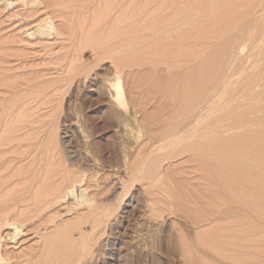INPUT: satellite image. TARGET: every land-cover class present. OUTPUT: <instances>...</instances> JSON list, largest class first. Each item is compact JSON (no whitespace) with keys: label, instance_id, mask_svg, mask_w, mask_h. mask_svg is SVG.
Returning a JSON list of instances; mask_svg holds the SVG:
<instances>
[{"label":"rangeland","instance_id":"374dc122","mask_svg":"<svg viewBox=\"0 0 264 264\" xmlns=\"http://www.w3.org/2000/svg\"><path fill=\"white\" fill-rule=\"evenodd\" d=\"M186 1L187 0L183 1V5L182 2L180 4V7L182 6L180 8L181 12L183 11L182 13H184L180 15V23H182H177L180 24V27H182V25L183 27L185 26L183 23H189V25L186 24L185 28L188 26H191V28L189 27L186 30L183 27H179V31L180 29H182V31L184 29V31L186 30L187 32H179L177 30L175 32L169 31V33L161 34L158 33L160 32L158 30L160 28H165L164 25H168L169 21L165 19L171 14L170 7L166 6L173 4L174 0H0V141L2 142L5 140V143L3 141L1 144L0 142V145H3L0 146V158L2 159L0 160V176H2L0 177V180L2 179L3 181H1L3 183L9 178V181L7 180L8 186L7 184L5 186L3 183L6 187V192L4 186H1L4 190L0 192V195L2 194L3 197L2 192L7 193L9 191V195L11 196V193L14 192L13 188H18L22 191L27 185H29L31 178L34 179L39 176L42 181H48L51 179V182L55 180L59 183L61 182L59 179L62 177L61 180H64L65 177L63 174H66L67 172L70 175L74 174L71 178H73L76 173L77 175H86H84L86 182L84 181L81 185L82 187H77L74 191V195L71 194L65 203L63 202V204L57 206V208H53V211L50 212V214L58 213L59 215L58 219H56V225H49L50 229L48 228V230L46 229V226H42L39 229L41 232L37 231V234L34 232L35 230L33 231L31 229L29 232L27 231L25 233L26 235H23L21 239L18 240V243L15 244L11 241H7L3 248L4 250H8V256H15L17 260L19 254L16 253H21L22 259L24 253H28L32 249H34L32 250L34 252L35 248L37 249V247L43 242L42 239L40 240V236L43 235L44 237L47 236V233L49 232V234L55 232L54 230H57L60 222V227L62 225L64 229L65 226H68L71 230L65 228L68 229V231H72V233L75 231L74 229H76V232L73 234L69 232L70 238L68 242H73L77 238L80 240L81 234L79 232L80 229H78L79 221L77 218L79 219L78 216L85 213L87 209L86 207H81L79 208L80 210L74 209L75 211H73L70 210V208L75 206V199L78 198V196H81L88 186L90 191H88L89 189L87 192L85 191L86 196L89 195L90 197L95 198L96 203H99V207L103 204V206L106 205V208H111L112 213L108 215L109 217L111 216L110 218H107L106 216L105 223L97 229L98 232H92L91 226L87 227L85 230V234H88L89 236L91 233H97L98 235H91L92 237L87 236L92 242L95 240V243H99L93 244L91 253L84 258L83 263L264 264V212L260 213L257 218H254L256 217L255 215H252L251 217L250 214H247V216L249 215L248 217L244 216L247 218L246 221L245 218H243L244 221L243 219H238L240 220L238 223L236 221L237 218L234 219L236 217L234 214H228L229 216H227L222 210L218 211L220 216L217 213H215V215L217 214L216 216L210 218L204 213V215L201 213L202 217L198 215V211L194 207L192 201V191L187 187L188 184L199 182V175H197L199 172H197V169L191 165L187 156L172 158V151L171 153L168 151L170 149L164 151L159 149L161 142L158 143L159 141H157L156 138L157 132L154 130V125L149 119L150 116L148 117V115H154L156 112L158 113L157 109L159 108L158 105L161 100H158L157 96L153 98L155 95L152 96L154 91H151L153 89H151L152 86L149 82L151 81L150 76L157 75L152 74V71L156 70L154 72L161 76L168 75L167 73H169L167 70L169 62L167 63L164 61L165 64L167 63L165 65L164 63H161V61H158L160 64L158 63L159 65L157 64L153 68V62L149 60H154L157 55L164 54L165 50L163 49L170 44L171 48H167L173 49L172 51L174 53L176 52L175 50L180 52V55L178 54L177 56L173 54V56L170 57V61L173 62H170V66L174 65L172 66V70L176 71L172 72L177 73V69L179 71L182 69L184 72L185 68L189 69L192 68V66L195 67L204 59V57L207 56L211 51V48L218 44L217 39L219 40L220 37L223 38L224 30L226 33L230 32V34H241L242 32L240 33L241 29L239 27H242V25L240 24V26H238L239 23L242 22L243 24V22H249L248 20L250 19V21H256L258 26H263L264 3H261L263 6H260L256 5L260 3V0H235V2L241 3L240 5L243 6L242 8H239L240 11H236V13L241 14V17L239 15V18L237 19L236 17L238 16L236 13V15H233L234 13L229 15L228 13H223L214 19V16L212 17L211 13H214L217 9L213 14L215 15L223 9L221 1L226 0H195L194 2L191 0L195 5L188 0L190 2L188 7L186 5H188L189 2L187 1L186 3ZM218 1L221 6L215 5ZM231 1L232 0L226 2L228 3ZM223 3L226 4L225 2ZM218 7H221V9ZM245 8L246 10H243ZM183 9H188V11L186 12ZM249 10L251 13L248 12ZM193 12L194 14H192ZM202 13H206V15L208 14V17L206 15L203 16ZM251 14H253L254 17H252ZM190 15H193L194 17L197 15L195 18L198 21L196 22L195 18L193 16L190 17ZM201 15L203 16L202 20L199 18H202ZM46 18H49V24L46 23L50 27L47 24L43 26H47L46 29H51L42 33L38 31V26L39 29H41L40 27L42 24H45L44 22H41L43 20L45 21ZM201 24H203L204 27ZM160 25L162 27H160ZM192 25L198 27L201 25L204 29L201 31V28H194ZM156 27L157 29L160 28L157 30ZM188 29L191 30L188 31ZM195 29L198 30L194 33ZM253 30L254 33L243 32L241 36L245 39H254L256 36L259 37L258 32H256L255 29ZM235 31H238V33ZM176 32L180 33H178V37ZM188 32L192 34L194 33L195 35L189 37L190 34ZM171 33L172 35L173 33L176 34L173 36L169 35ZM228 33L225 34V36H228ZM137 34L138 36L140 35L141 38H139ZM182 34L185 35H183V39L181 38ZM160 35H163L162 38ZM166 35L169 36L165 38ZM163 37L166 40L168 39L169 42L174 37L179 38V40L182 39V41L180 43L177 39L178 42L176 41L177 44H175L176 42H173L174 38L172 40L173 43H169L166 40L162 41ZM159 38H161V40H158ZM132 39L133 42H131ZM157 40L158 42H164H161L163 47L165 45L164 48L162 47V52H160L161 48L157 50L153 47ZM221 40L223 39H220L219 41ZM259 41L260 40L254 44L255 48L253 47V53L254 51L256 52L257 48L259 49L258 45L263 49L261 44L263 45L264 41L261 40L263 41L261 43ZM145 42L147 43L145 44V47L146 45L147 47H150L149 52L146 54V59H148L149 63H132L130 65L128 61L132 49L134 48L135 51H139V49L141 50L142 48H145ZM165 42L168 43L165 44ZM129 43H133L132 45L136 43L137 48L135 49V47H133L131 49L132 45H128ZM137 44H140L142 48H139ZM134 50L132 53H134ZM250 50L251 47L249 44L242 55H248ZM111 51L115 52L112 53ZM167 51L171 50L167 49L166 52ZM249 60L248 62H250ZM126 62L129 64H126ZM150 64L152 65V68ZM160 69H163L161 70L162 73L165 71L168 72L162 75ZM116 71H119L123 76V84L128 99L130 100L129 104L131 106V111H128L123 107H117L116 103L113 104L109 99L107 84L116 81ZM64 77L68 82H65V79H63ZM70 81L72 83H70ZM131 101L134 102L133 104L135 106L132 105ZM123 110L124 112H122ZM136 110L140 115L139 113L137 115L135 114L137 113ZM114 114L117 115L113 116ZM133 114H135L136 117H140H137V119L140 124L143 125L142 128L141 126H138L137 123L139 122L135 120L136 118ZM8 116V120H5ZM129 116L134 119H131ZM2 117H5V119ZM129 118L131 120H129ZM51 122L53 124H51ZM129 122L130 124H128ZM136 129L138 131H136ZM84 146H86L85 148L87 151ZM124 147L132 148V160L134 158L136 159L141 152H146L145 154L148 153L147 156L152 154V157H163L166 156L167 153H170L171 158H165L161 164V179H156L158 180H155L157 183L154 181L150 183L148 180L137 181L134 183V186L130 185L129 188H127V192L130 189L129 193H122L123 187L121 186L123 185L119 182L120 180L117 178L116 172L120 175L125 173L124 167H120L121 162H119L122 159L123 151L121 150H123ZM144 149L146 150L144 151ZM91 151L94 152L92 153ZM53 154V157L58 158V160L52 157ZM4 155H6V159L4 158ZM89 155L90 157H88ZM7 156H9V158ZM48 158H53L55 160H49ZM3 160L5 161L2 162ZM132 164L133 163L131 162V165ZM4 165H6V167ZM56 165L58 170H56ZM35 166L36 169L38 168L37 172ZM50 166L53 167V170ZM40 167L41 169L45 168V170L40 169V171ZM31 168L32 170H30ZM48 168L51 169L52 174H49L48 171L50 169L48 170ZM60 169H64L63 172ZM67 169L70 170V172H74L70 173ZM77 169H80V173ZM29 171H31L32 174ZM58 172L63 176L59 175ZM20 173L22 175H20ZM6 174L9 176H6ZM11 175L16 177L13 178ZM47 175H49V177H46ZM52 175L55 177L54 179L52 178ZM70 175L69 177L66 176L70 180L66 179V183H64L65 181L60 183L61 185L65 184L64 186L66 188L71 182ZM92 175L94 177L96 175L97 178H94ZM17 176L20 178L17 179ZM23 177H25L27 181H23ZM43 177H46L47 179H44ZM87 177L90 178L88 179ZM10 178L12 179L10 180ZM19 179L21 182H25V184L23 185V182H19ZM10 181L12 182L10 183ZM153 183H156V186H153ZM183 183L187 185V187L183 185ZM21 184L24 186L23 189ZM48 187L49 186H47V188L45 187V190L48 189ZM94 187L98 189H95ZM99 188L102 189L99 190ZM157 188L161 190H157ZM42 189H44V187H42ZM42 189L41 191H43ZM11 190L13 192H10ZM20 191L18 190V193H20ZM15 193H17V191ZM100 194H102V196ZM120 194L123 195L124 198H122L123 196L119 198ZM93 195H97L98 197H93ZM117 198L121 199L119 200L120 202ZM146 198L148 200H153V203L158 209L160 208L159 211H154L155 213L153 211H147L146 204L144 203L147 201ZM104 208L105 206L102 208L103 211ZM106 208L105 211H107ZM81 212L83 213L81 214ZM158 212H162L163 215L161 216V213L159 216ZM157 217H160L161 219L159 218L158 221ZM239 222H241L242 225L239 224ZM220 224H224L225 227L224 225L220 226ZM227 224H229V227ZM217 225L224 227L226 236L223 228H219L221 230L220 234H222V232L224 233L221 235L222 238L224 239L225 236V240L228 238L230 239L228 241H231L228 243L229 245L225 243L227 244V249H224V247H226L224 244V246H222V244H217L219 246H216L215 244H212L213 246L211 244L207 245V243L202 242V237L200 238L201 233L204 235L205 232L207 233V230L216 231L218 228H216ZM72 226H74V229ZM234 226L236 230L232 229ZM144 227L146 228V231ZM100 229L103 231L100 232ZM106 229L107 231H104ZM137 231L139 233L136 234L135 232ZM4 233H10L9 229L8 231H2V236L5 237L7 234L5 235ZM237 233L239 236H237ZM231 234H234L235 236L233 237ZM93 236L94 239L92 240ZM230 236H232L233 239ZM133 237L136 239H133ZM98 238H100V240ZM71 239L72 241H70ZM93 249L95 251H93ZM55 253L62 255L63 251L56 250ZM225 253H227L226 255L228 256H226ZM21 259L19 257L20 261Z\"/></svg>","mask_w":264,"mask_h":264},{"label":"bare ground","instance_id":"6f19581e","mask_svg":"<svg viewBox=\"0 0 264 264\" xmlns=\"http://www.w3.org/2000/svg\"><path fill=\"white\" fill-rule=\"evenodd\" d=\"M183 1L184 0H174L173 4H171L170 6L169 5L166 6V7H170L169 9H171V14H169L170 16H168L165 19V20H168L169 23H168V25L167 24L164 25L165 28H160V27H162L160 25V27H159L160 29L158 28L159 30L157 29V27H158L157 26L156 29L158 31H160L158 33L166 34V33H169V31L175 32L178 30V28L180 27V24L182 23V22L180 23V21H181L180 15L184 14V13H182L183 11L181 12V9H180L182 7V6L180 7V4L182 2V5H183ZM187 1H186V3H187ZM192 1L194 2L195 0H192ZM192 1L190 0L191 3H192ZM219 1L217 3H215L216 6L220 5ZM226 1H229V0H226ZM226 1H221L222 2L221 4H223V6H222L223 9H221V7H218L221 10L219 12H217V14H215V15H213V14L215 13V11L217 9L214 11V13L211 11L212 12L211 16L212 17L214 16L213 18L216 19L217 17H219L223 13H228V15L234 13L233 15L237 14V16H238V17H236L237 19L239 18V15L241 17V14L236 13V11H240L239 8L243 7L242 5H240L241 3L235 2V0H232L231 2H228V3ZM263 1L264 0H260V3L256 4V5L263 6V5H261V3H264ZM190 2L188 5H186L187 7L190 5ZM223 2H225L226 4H224ZM255 3H257V2H255ZM192 4L195 5V3H192ZM191 6H193V5H191ZM209 8H210V6H209ZM215 8H217V7H215ZM192 9H193V7H192ZM260 9H261V7H260ZM183 10H185V9H183ZM243 10H246V8ZM185 11L187 12L188 9ZM208 11H210V10H208ZM251 11H252V9H251ZM243 12H242V14H243ZM248 12H250V10ZM192 14H194V12ZM204 15H206V13L203 14V16ZM251 15H252V17H254L253 14H251ZM191 16H193V15H190V17ZM203 16H202V18L199 17L200 20L203 19ZM233 17H235V16H233ZM48 19L49 18H46L45 21L43 20L41 22V23H43V22L45 23V24H42V26L40 23L41 29H39V26H38V31L43 33V32L49 31L51 29V28H48L49 29L48 30V29H46L47 26L46 27L43 26L49 22ZM195 20H196V18H195ZM250 20H248L249 22H246V23L243 22V24H242V22H240V23L238 22L239 23V25L237 24L238 26H240V24L242 25V27L241 26L239 27L241 29L240 33L241 32L242 33L243 32L244 33H246V32L254 33L253 29H255L256 32H258V35L260 38L258 36H256L254 39L253 38L252 39H245L244 37L241 36L242 33L239 34L238 31L237 32L235 31L238 34H233L232 32L234 29L231 32L232 34H230V32L229 33L227 32L228 36H225V34H227V33L224 30L223 38L220 37L222 35V33L219 36L220 37L219 40L220 39H223V40L219 41L217 39L218 44L215 45L214 47H212L211 51L209 50L210 52L207 54V56L204 57L203 60L201 59L202 61L197 66H195V67L192 66V68H189V69L185 68L184 72L182 69H181L182 71L180 70L181 72L177 69V73H175L176 72L175 70H172V66H174V65L170 66L171 65L170 62L173 63L172 61H170V59H171L170 57L173 56V54L178 56V54L180 52L178 50L174 49L176 51L174 53L172 51L173 49H170L171 48L170 44H169V46L167 45V47H170V48L166 47L165 49H163V50H165L164 54L157 55V57H155L154 60H152V59L149 60V61L153 62V64L151 63L153 65V68L160 61H161V63H164V61L167 63L169 62L168 63L169 65H167L168 69L167 68L166 69L169 71L170 74L167 73L168 71L167 72L165 71L163 73L161 72V70H163L164 66L167 64V63L166 64L164 63L165 65L163 66V69H160V72L162 73V75L165 73H167L168 75H165V76L164 75L163 76L158 75V73L154 72L156 70H154V71H152V74H157V75L156 76L153 75L152 77L150 76L151 81H149L151 83L150 85L152 86L151 89H153V90H151V89L150 90L154 91V94L152 93L153 95L152 94L151 95L152 96L155 95L153 98H155L157 96L158 100L161 99L159 101V105H158L159 108L157 109L158 113L156 112L154 115L146 114V115H148V117L150 116L149 119H150L151 123H153V125H154V130H156V132H157L156 138H157V141H159L158 143L161 142L160 143L161 145L159 144L160 147L158 145L159 149H162L163 151L166 149H170L168 151H170V153L172 151V156H171L172 158H177L180 156L181 157L187 156L190 160L189 162L191 163V165L197 169L196 170L197 172H199L197 174V175H199V182L194 183V184H188V187H187V185H185L183 183V185H185L187 188L191 189V191H192V198H193L192 201L194 203V207L198 211V215L201 216V213L202 214L204 213L205 215L207 214V216L210 218V217L216 216L217 214H219L218 211L222 210V211H224L223 213L225 215L227 214V216H229L230 214H234L236 216V217L234 216L235 217L234 219L237 218V220H236L237 223H238V221H240L238 219L242 220L243 218H245V221H246V219H247L246 217L249 216V215L247 216V214H250L251 217H252V215L253 216L255 215L256 217H254V218H257V217H259L258 215H260V213L264 212V43H263V45L261 44V47H263V49H261L260 45H258L260 50L257 48V50H259V51H257L255 49L256 52L255 51H254V53L252 52L253 47L255 48L254 44L257 43L258 40H260L259 41L260 43L264 41V25L258 26L256 24V21H250ZM197 21L198 20H196V22ZM244 21H245V19H244ZM246 21H247V19H246ZM177 22H179L180 24H178ZM201 22H203V21H201ZM183 24H185V26H186L187 23H183ZM187 25H189V23ZM201 25H203V24H201ZM201 25H199V27L195 26V25L194 26L192 25V26L194 28L197 27L198 29L201 28L200 30L202 31L204 28H202ZM185 26L183 27V25H182V27L186 30L189 27L191 28V26H188L186 28H185ZM182 27H180V28H182ZM203 27H204V25H203ZM194 28H192V29H194ZM184 29H183V31H182V29H180V31L185 32L186 30L184 31ZM235 29H237V28H235ZM190 30L191 29H188V31H190ZM197 30L195 29L194 33ZM229 31H231V30H229ZM178 33H177V37H178ZM194 33L193 34L189 33L190 34V35L188 34L189 37L195 35ZM175 34L173 33V35H175ZM184 34L181 35L182 39L184 38L183 37ZM155 35H156V33H155ZM169 35H172V33ZM169 35H166L165 38ZM137 36H138V34H137ZM160 36H158V37H160ZM162 36H161V38H162ZM138 37L141 38L140 35ZM142 38H143V36H142ZM156 38H157V36H156ZM161 38H159L158 40H161ZM133 39L131 42H133ZM175 39H174L175 41L173 40L174 43L177 41V39H178V41H180V43L182 41V39L179 40V38H175ZM158 40L155 42L157 43ZM163 40H166V39H164V37H163L162 41ZM172 40H170V42H172ZM261 40H263V41H261ZM135 41H136V39H135ZM140 41H142V40H140ZM166 41L169 42L168 39ZM138 42H139V40H138ZM161 42L159 41L157 44L155 43V45L153 46L154 49L156 48L157 50H159L161 48L160 52H162L161 51L162 47H163L162 43H164V42H162V43ZM168 42H165V44ZM177 42L175 44H177ZM172 43H171V45H172ZM248 43L250 44L251 50H250L248 55L243 56L242 54L244 53L245 49L249 45ZM132 44L129 43L128 45H132ZM140 44L139 45L137 44L139 48L142 45V44L141 45ZM145 44H147V43L146 42L144 43V47H145ZM181 46H182V44H181ZM133 47H135V49L137 48L136 43L134 45H132L131 49ZM164 47H165V45H164ZM176 48H178V47H176ZM129 49H130V47H129ZM167 49L171 50V51L166 52ZM133 50H134V48L132 49V52H133ZM149 50H150V47L149 46L147 47V45H146L145 48H142L141 50L139 49V51L134 50L135 54L130 51L131 55H132V56L130 55V59L128 61L130 63V65L132 63H142V62L146 64V62H148V59H146V54L149 52ZM113 52H115V51H113ZM179 57H181V56H179ZM179 57H177V58H179ZM174 59H175V57H174ZM248 60L250 62H248ZM128 62H126V64ZM152 65H151V68H152ZM159 67H161V66H159ZM156 69H157V66H156ZM172 71H175V72H172ZM149 74H150V72H149ZM116 75H117L116 81L114 83L107 84L108 85L107 91H108L109 99L113 104L116 103L117 107L118 106L123 107V108L127 109L128 111H131L130 110L131 106L129 104L130 100L128 99V96H127V93H126V90H125V87L123 84V78H122L123 76L119 71H116ZM74 76H76V75H74ZM145 77H148V76H145ZM63 79H65V82L67 81V79L65 77ZM70 80H71V78H70ZM70 83H72V82L70 81ZM66 84H68V83H66ZM107 91H105V92H107ZM160 102H161V104H160ZM131 103L133 106H135L133 104L134 102L131 101ZM134 109H135V107H134ZM124 110L122 112H124ZM138 111H139V109H138ZM136 112H137V110H136ZM119 113H120V111H119ZM125 113H126V111H125ZM138 113L139 112H137L135 114L137 115ZM135 114H133V116L136 118L135 120L138 121L137 117H139V116L136 117ZM115 115H117V114H114L113 116H115ZM139 115H140V113H139ZM126 116H127V114H126ZM118 117H120V116H118ZM2 118L5 119V117H2ZM6 118L7 119H5V120H8L9 116ZM115 118H117V117H115ZM130 118H129V120H131L133 117L131 119ZM132 121H134V120H132ZM130 122L128 124H130ZM51 124H53V123L51 122ZM137 124L139 127L141 126V128H142L143 125H141L140 122ZM85 126H87V125H85ZM151 126H152V124H151ZM131 127H132V125H131ZM137 129H136V131L140 130V129H138V130ZM3 141L5 143V140H3ZM3 141L2 142L0 141L1 144L3 143ZM85 142H86V140H85ZM0 146H3V145H0ZM85 147L86 146H84V148ZM131 149L132 148L124 147V149L121 150V151H123V156L120 154L122 156V159H121V161H119V162H121V164L119 163L121 166L120 165L119 166L122 168L124 167L125 173H123V175L122 174L120 175V174H118V172H116V176L120 180L119 182H121V184L123 185V186H121V187H123L122 193H124V192L126 193L128 190L127 188H129L130 185L134 186V183L137 181H141V180L147 181L148 180L150 183H152L153 181L154 182L158 181V180H156L158 178L160 180L161 179V171H160L161 164L165 158H167V159L171 158L170 153L169 154L167 153V155L163 156V157H160V156L159 157L158 156L152 157L151 156L152 154L147 156L148 153L145 154L146 152L145 153L141 152V153H139L140 155L137 154L138 157L136 159L134 158L133 159L134 161H133ZM45 150H46V148H45ZM145 150L146 149H144V151ZM86 151H87V149H86ZM156 151H157V149H156ZM47 153L50 154L49 152H47ZM99 153H101V152H99ZM45 154H46V152H45ZM5 156L6 155H4V158L6 159ZM53 156H54V154L52 155V157ZM7 157L9 158V156H7ZM88 157H90V155ZM116 157H118V156H116ZM10 158H12V157H10ZM53 158H55V157H53ZM53 158L52 159L48 158V159L49 160H55V159L58 160V158H55V159H53ZM102 158H103V156H102ZM15 159H16V157H15ZM21 159H23V158H21ZM0 160H2V159L0 158ZM59 160H60V158H59ZM4 161L5 160H3L2 162H4ZM10 162H11V159H10ZM38 162H39V160H38ZM131 162L133 163L132 165H131ZM95 163H96V161H95ZM104 165H105V163H104ZM4 166L6 167V165H4ZM110 166H112V165H110ZM30 167H31V165H30ZM58 167H59V164H58ZM50 168L53 170V167L50 166ZM50 168H48V170ZM54 168H55V166H54ZM9 169H10V167H9ZM23 169H25V168H23ZM35 169H36V166H35ZM37 169H36V172H37ZM40 169H41V167L39 168V170ZM42 169L45 170V168H42ZM51 169L49 171L48 170H46V171H48L50 174L52 172ZM30 170H32V168ZM56 170H58L57 165H56ZM60 170H62V169H60ZM63 170H62V172H63ZM65 170H66V168H65ZM79 170L77 169V171L80 173ZM46 171H45V173H46ZM68 171L70 172V170H68ZM121 171H122V169H121ZM8 172H9V170H8ZM29 172L31 173V171H29ZM62 172H60V173H62ZM73 172H70V173H73ZM54 173H55V171H54ZM60 173H59V175H61ZM67 174H68V172L66 174H63L65 177V178L63 177L64 180H61V178H62L61 177L59 179V181L64 182L66 179L70 180V179H68L70 174H68V175ZM4 175H5V173H4ZM15 175H16V173H15ZM20 175H22V174L20 173ZM63 175H61V176H63ZM73 175L74 174L70 175V178ZM84 175H77V173H76V175L73 178H71L70 184L67 183L69 186L66 184L68 186L67 188L64 186L65 184L61 185L60 184L61 182L58 183V181H55V180H53L52 182H51V179L48 181L47 180L42 181V180H40V176L38 175L39 177H35L34 179L31 178L29 185H27L24 188V190L20 191L21 189H18L16 187L20 191V193H18V190L14 189V188H13L14 192L12 190L10 191V192L14 193V194L11 193V196L9 195L10 194L9 191L7 192L8 195H7V193L2 192L3 197H2V194L0 195L1 198H3V199L0 198V264H84V263L89 264L90 263V262L89 263H87V262L83 263L84 258L87 255L89 256V254L91 253V251H92L91 248H92L93 244H98L99 242L95 243L96 241L94 240L95 242L93 241L94 242L93 243L91 241V239L89 238L91 235H94L97 233H91V234L89 233L90 234V236H89L88 234H85V230L87 229V227L91 226V228H92L91 231L96 232L97 229H99V227L102 224L104 225L105 220H106V216L108 218L109 217L108 215H110L112 212H111V208H106V205H104V206L107 209V211H105V208L103 211L102 208L104 206L102 203H100V204H102V206L100 205L101 207H99L98 206L99 203H96L95 198H92L89 195H88L89 197L86 196L85 191L87 192L88 189H89L88 191H90V188H88L87 183H86L87 189H85L84 192L82 190L83 193L81 196H78V198H76L77 196L75 195L76 196L75 197L76 202L74 204L75 206L70 208V210H73V211H75L74 209L80 210L79 208H81V207H83V208L86 207V209H87V210L85 209L86 210L85 213L81 212V214L82 213L83 214L81 216H78L79 219L76 216L77 220L79 221L78 222V226H79L78 229H80V231L79 230H77V231H79L81 234L80 240H78V238H77L76 240L74 239L75 241H73V242H68L69 238H70L69 235H70V233H72V231H68V229H70V228H68V226H65L68 229H66L65 227L63 229L62 225H61V227H62L61 228L60 227L61 222H60L59 226L57 227V230H54L55 232H53L54 228L52 229V232H53L52 234H49L50 233L49 232V233H47L48 235L44 236V237H43V235L40 234L41 235L40 240L42 239L43 242L40 245L38 244L39 247H37V249L35 247H33V248H35L34 252L32 251L34 249H32L28 253H24V254L22 253L23 254L22 259H21V253H16V254H19L18 256L20 257L21 261L19 260L18 256H17V260H16L15 256H14L15 259L13 256H8V254H9V253H7L8 250H4V248H3L6 245L7 241H11V242H13V244L18 243V240L21 239V237L23 235H26L25 233L27 231L29 232L31 229L33 231L35 230L34 232L36 233L37 231L41 232V231H39V229L42 226H46L47 230L49 228V225L55 226L56 225V219H58L59 215H58V213L57 214H50V212L53 211L52 210L53 208H57V206L63 204V202L65 203L67 201V198L70 197L71 194L74 195L75 189L84 183V181H85ZM159 175H160V177H159ZM6 176H9V175L6 174ZM66 176H68V177H66ZM0 177H2V176H0ZM12 177L15 178L16 176L15 177L12 176ZM46 177H49V175H47ZM46 177H43V178L47 179ZM90 177H91V175H90ZM95 177H96V175H95ZM18 178H20V177L17 176V179ZM52 178L54 179L55 177L53 176ZM11 179L12 178H10V180ZM23 179H24L23 181H25V180L27 181V179H25V177H23ZM7 180L9 181V178ZM7 180H5L3 182L5 184V186H6V184L8 186ZM2 181L0 184V192L6 188L3 185ZM15 181H17V180H15ZM11 182L12 181H10V183ZM19 182H21L20 179H19ZM19 182H18V184H19ZM64 183H66V181ZM156 183L155 184L153 183V186H156ZM22 184L24 185L25 182H23ZM22 184H21V187L23 189L24 186ZM1 186H4V189H2L3 187H1ZM47 186H49V187H48V189L45 190V187L47 188ZM42 187H44V189H42ZM89 187H90V185H89ZM98 187H100V186H98ZM151 187H152V185H151ZM94 188L98 189L96 187H94ZM158 188H157V190H161ZM41 189L43 191H41ZM100 189H102V188H99V190ZM15 190L17 191L18 194L15 193L16 192ZM94 191H96V190H94ZM5 192H6V189H5ZM129 192H130V189L127 193H129ZM146 193H148V192H146ZM4 194L6 195L7 198L5 197ZM98 194H99V191H98ZM100 195L102 196V194H100ZM94 196H97V195H93V197ZM121 196H123V195L120 194L119 198H121ZM122 198H124V196ZM119 200H121V199H118V201ZM112 202H114V201H112ZM144 203L146 204L145 206L147 208V211H153L154 212V211H159V209H160V208L158 209V207L153 203V200L147 199V201ZM72 205H73V203H72ZM155 206L157 207V209ZM222 208H224V209H222ZM75 213H77V212H75ZM158 213H159L158 215L160 216V214L162 212L161 213L158 212ZM215 213H217V214L215 215ZM114 214H113V216H114ZM162 215H163V213L161 214V216ZM209 215H211V216H209ZM219 216H220V214H219ZM227 216H223V217H227ZM244 216H246V217H244ZM157 218L159 221L160 217H157ZM111 219H110V221H111ZM62 220H64V219H62ZM243 221H244V219H243ZM241 222H239V224L242 225L243 222L242 223ZM66 223H67V221H66ZM107 224H109V223H107ZM140 225H143V224H140ZM221 225H224V224H220V226ZM230 225H231V223H230ZM220 226H218V225L216 226V228L218 227L216 231H211V230L208 231L207 230V233L203 232L204 235L201 233L200 238L202 237L201 238L202 242L207 243V245H209V244L214 245L215 244L216 246H219L217 244H220V245L222 244V246H224V245L226 246L229 242H231V241H228V240H230L228 238H226L227 240H225V236H226V233L224 230L225 225H224V227L223 226L220 227ZM227 226L229 227V224H227ZM235 226L232 229H235ZM72 227L74 229V226H72ZM228 227H227V229L229 230ZM219 228L220 229L223 228V231L225 233L224 239L221 236L224 233L222 232V234H220L221 230ZM8 229H9L10 233H8V234L6 233L7 235L4 233L6 236L5 237L2 236V231L3 232L6 230L8 231ZM74 230H75L74 232H76V229H74ZM218 230H220V231H218ZM101 231H103V230L100 229V232ZM104 231H107V229ZM145 231H146V228H145ZM63 232H65V233H63ZM135 233L137 234L139 232L137 231ZM229 233H231V232H229ZM234 234H235V232H234ZM234 234H231V235L234 237L236 235V234L235 235ZM44 235H46V234H44ZM232 236H230V237L233 239ZM237 236H239L238 233H237ZM95 237H96V235H95ZM100 238H98V239L100 240ZM93 239H94V236H93L92 240ZM133 239H136V238L133 237ZM141 240H142V238H141ZM70 241H72V239ZM225 243H227V244H225ZM221 247H219V248H221ZM225 248L227 249V246L224 247V249ZM94 249H96V248H94ZM94 249H93V251H95ZM221 249H223V248H221ZM56 250L63 251V254L62 255L60 253H59L60 255L56 254L55 253ZM92 253H94V252H92ZM10 254L12 255L11 252H10ZM226 254L227 253H225V255ZM14 255H15V253H14ZM100 255H102V254H100ZM226 256H228V255H226ZM97 258H95V259H97ZM97 263H98V261H97Z\"/></svg>","mask_w":264,"mask_h":264}]
</instances>
